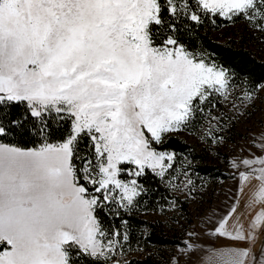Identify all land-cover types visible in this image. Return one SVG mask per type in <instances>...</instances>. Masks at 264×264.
<instances>
[{
  "label": "snow or ice",
  "instance_id": "6c2138e0",
  "mask_svg": "<svg viewBox=\"0 0 264 264\" xmlns=\"http://www.w3.org/2000/svg\"><path fill=\"white\" fill-rule=\"evenodd\" d=\"M217 17L264 33V0H0V111L27 112L0 124V264H126L117 257L127 231L105 229L98 213L134 208L149 173L179 187L164 148L172 133L202 118V139L224 140L225 118L213 113L231 98L232 75L179 39ZM33 129L36 147L3 142ZM252 146L261 155L229 161L247 199L211 232L233 243L264 231V136ZM193 250L189 241L180 249ZM206 264H264V249L229 248Z\"/></svg>",
  "mask_w": 264,
  "mask_h": 264
},
{
  "label": "trees",
  "instance_id": "16d2710c",
  "mask_svg": "<svg viewBox=\"0 0 264 264\" xmlns=\"http://www.w3.org/2000/svg\"><path fill=\"white\" fill-rule=\"evenodd\" d=\"M242 20L245 19L238 17L230 22L217 17L213 23L206 19L200 26L187 25L181 30L179 39L189 50L202 56L207 62L219 65L230 72L233 78V88L255 92L260 85L264 84V60L257 58L250 48L244 46L242 33L236 38L226 37L217 40L214 37L215 32ZM13 119H27V112L23 105L0 111V124L7 125L8 121ZM203 123L204 120L201 118L191 128L184 131L195 134ZM26 127L31 129V124H27ZM39 139L33 129L30 132L20 131L10 134L3 142L30 148L38 146ZM164 148L168 152L175 153L174 164L177 171L183 167L191 170L193 181L199 180V177L205 179L233 177V174L224 171L219 165L209 164L201 152L185 142L177 133H172L166 138ZM121 178L128 179V177ZM138 183L147 189V192L134 198L138 201L134 208L129 211L120 210L119 217L113 214L116 206L113 207L112 212L105 209L98 215L105 229L110 231L112 228H121L127 231L129 239L124 243L125 252L143 251V256L140 258L131 257L124 260L126 264H168L172 255L171 248L185 246L183 235L174 229H165L161 221L148 220L144 215L164 211L173 200H176L179 207L187 212L186 204L173 195L166 182L151 173L141 177ZM122 220H126L127 224L122 225ZM187 220L191 221L189 216ZM73 259H78L79 264H89L87 257H73Z\"/></svg>",
  "mask_w": 264,
  "mask_h": 264
},
{
  "label": "rangeland",
  "instance_id": "374dc122",
  "mask_svg": "<svg viewBox=\"0 0 264 264\" xmlns=\"http://www.w3.org/2000/svg\"><path fill=\"white\" fill-rule=\"evenodd\" d=\"M240 33H242L244 46L250 48L257 58L264 60V33L255 31L246 20L231 24L215 32L214 37L217 40L226 37L236 38ZM233 89L231 98L227 101L220 100L219 103L223 106H217L213 113L218 112L226 121L224 130L220 133L224 137L222 143L214 144L206 137L202 139L204 129L207 126L205 121L195 134L185 131L174 132L185 142L194 146L198 152H201L209 164L219 165L224 171L233 174V177L225 179L199 177V180H192L191 186L185 187L182 173L187 170L191 178V170L183 167L175 173L181 177L176 181L179 187L173 188L170 185L169 187L175 197L184 201L187 212L179 207L176 200H173L164 211L160 210L144 215L148 220L161 221L165 229L176 230L183 235L184 242L189 241L194 245L193 251L184 253H181L180 249L185 246L172 247V255L168 264H173L174 259L180 261L181 259L192 258L216 243L211 234L212 229L232 206L240 182L234 174V169L230 166V159L237 156H249V153L261 155L252 146V141L264 136V91L258 90V88L253 92L254 98L249 99L244 96V93L248 92L247 90ZM188 216L191 221L187 220ZM189 232L195 235L190 238ZM250 249L254 255L259 254L264 249V234L255 237ZM142 256L143 251L141 250L130 253L124 250L123 256L117 258L124 261L131 257L140 258Z\"/></svg>",
  "mask_w": 264,
  "mask_h": 264
},
{
  "label": "crops",
  "instance_id": "0c3cea01",
  "mask_svg": "<svg viewBox=\"0 0 264 264\" xmlns=\"http://www.w3.org/2000/svg\"><path fill=\"white\" fill-rule=\"evenodd\" d=\"M239 185H240V182H239ZM238 187H237V190H238ZM236 199H239L241 202V205H243L247 199V194L245 193V194L238 195V193H236L235 200ZM259 234H262V232L258 233L257 236ZM213 236H214V240L216 241V243L213 246L207 248L206 250L200 252L199 254H196L192 258L181 259L179 261L180 264H206L207 257L211 253L224 251L229 248H239V249L251 248V244L254 241L253 240L251 243H247V242L233 243L232 241L226 238L218 237L216 235H213Z\"/></svg>",
  "mask_w": 264,
  "mask_h": 264
},
{
  "label": "built area",
  "instance_id": "2783aa9c",
  "mask_svg": "<svg viewBox=\"0 0 264 264\" xmlns=\"http://www.w3.org/2000/svg\"><path fill=\"white\" fill-rule=\"evenodd\" d=\"M262 234H264V231H262Z\"/></svg>",
  "mask_w": 264,
  "mask_h": 264
}]
</instances>
